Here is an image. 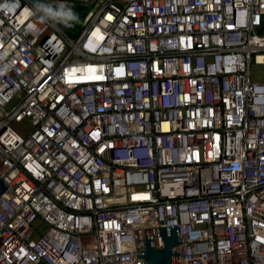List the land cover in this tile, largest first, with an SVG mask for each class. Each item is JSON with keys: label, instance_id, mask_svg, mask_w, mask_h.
Here are the masks:
<instances>
[{"label": "built area", "instance_id": "built-area-1", "mask_svg": "<svg viewBox=\"0 0 264 264\" xmlns=\"http://www.w3.org/2000/svg\"><path fill=\"white\" fill-rule=\"evenodd\" d=\"M44 2L73 36L0 0V264H137L169 226L179 264H264V0Z\"/></svg>", "mask_w": 264, "mask_h": 264}, {"label": "water", "instance_id": "water-1", "mask_svg": "<svg viewBox=\"0 0 264 264\" xmlns=\"http://www.w3.org/2000/svg\"><path fill=\"white\" fill-rule=\"evenodd\" d=\"M1 179L0 196L6 191ZM258 218L264 220L259 215ZM133 239L137 264H179L176 226L133 231Z\"/></svg>", "mask_w": 264, "mask_h": 264}, {"label": "clouds", "instance_id": "clouds-1", "mask_svg": "<svg viewBox=\"0 0 264 264\" xmlns=\"http://www.w3.org/2000/svg\"><path fill=\"white\" fill-rule=\"evenodd\" d=\"M26 12L40 23L62 25L65 28H72L79 22L78 15L66 3L52 4L44 0H33L32 7L26 9Z\"/></svg>", "mask_w": 264, "mask_h": 264}, {"label": "rangeland", "instance_id": "rangeland-1", "mask_svg": "<svg viewBox=\"0 0 264 264\" xmlns=\"http://www.w3.org/2000/svg\"><path fill=\"white\" fill-rule=\"evenodd\" d=\"M62 3H64V2H62ZM65 3L70 6V4L68 2H65ZM76 14L78 15V13H76ZM250 76H251V79L253 81H256V82L264 81V67L252 64L250 67ZM22 97H23L22 92L17 93L13 97V99L10 101V103L5 106V109L10 110L12 107H14L15 105H17L20 102ZM13 128L16 131H18L19 133H25L27 131H30V129H31L27 120H24V121L19 122V123H14ZM34 225L37 228L38 234H43L45 232L46 227L40 221L37 220L34 223Z\"/></svg>", "mask_w": 264, "mask_h": 264}, {"label": "trees", "instance_id": "trees-1", "mask_svg": "<svg viewBox=\"0 0 264 264\" xmlns=\"http://www.w3.org/2000/svg\"><path fill=\"white\" fill-rule=\"evenodd\" d=\"M74 11V10H73ZM75 13H78V17H79V21H80V19H81V13H79V12H77V11H74ZM60 27L62 28V30L66 33V34H68V35H70V36H73V34H72V32L71 31H73L74 29H78L79 27H80V24H79V22L78 23H76L72 28H65V27H63V26H61L60 25Z\"/></svg>", "mask_w": 264, "mask_h": 264}, {"label": "snow or ice", "instance_id": "snow-or-ice-1", "mask_svg": "<svg viewBox=\"0 0 264 264\" xmlns=\"http://www.w3.org/2000/svg\"><path fill=\"white\" fill-rule=\"evenodd\" d=\"M111 17H109V19H110Z\"/></svg>", "mask_w": 264, "mask_h": 264}]
</instances>
